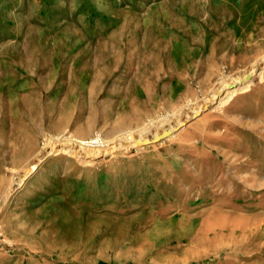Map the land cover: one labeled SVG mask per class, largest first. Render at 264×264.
<instances>
[{
    "label": "rangeland",
    "instance_id": "rangeland-1",
    "mask_svg": "<svg viewBox=\"0 0 264 264\" xmlns=\"http://www.w3.org/2000/svg\"><path fill=\"white\" fill-rule=\"evenodd\" d=\"M244 1L0 0V264H264V15L169 42Z\"/></svg>",
    "mask_w": 264,
    "mask_h": 264
},
{
    "label": "crops",
    "instance_id": "crops-1",
    "mask_svg": "<svg viewBox=\"0 0 264 264\" xmlns=\"http://www.w3.org/2000/svg\"><path fill=\"white\" fill-rule=\"evenodd\" d=\"M238 8H240L237 10L238 14H236V12L233 14V10L227 7L226 10L218 9L216 11H211V16L206 21H201L202 23L195 20L192 25L182 24L178 26L179 28L173 25L175 29H171L170 31L174 32L176 35H172V40L169 42L173 44L177 42V44H179L182 52L181 57L183 56L184 60H186L187 57L192 58L190 56L197 59L204 56H211L213 61L221 57L223 60L224 57L228 55L226 50L229 48L230 42H233L232 48L238 49L241 47L242 39L248 36L252 38L255 34L260 32L259 24L261 17L264 15L261 4H256L253 0H246L240 3ZM212 23H215V25H212ZM209 29L211 35L209 37L206 36L209 41L206 39L202 41L204 36H201V34L204 33V35H206L205 33H208ZM165 32H167V30ZM196 34L198 36H196ZM162 43L164 44L163 41ZM241 56H243V54ZM183 72L184 69L181 72L179 71V76H177L176 80H182L181 73ZM1 221L8 233L6 221L4 219H1Z\"/></svg>",
    "mask_w": 264,
    "mask_h": 264
},
{
    "label": "built area",
    "instance_id": "built-area-1",
    "mask_svg": "<svg viewBox=\"0 0 264 264\" xmlns=\"http://www.w3.org/2000/svg\"><path fill=\"white\" fill-rule=\"evenodd\" d=\"M0 246L9 251L15 246L14 241L6 233L4 224L2 222H0Z\"/></svg>",
    "mask_w": 264,
    "mask_h": 264
},
{
    "label": "water",
    "instance_id": "water-1",
    "mask_svg": "<svg viewBox=\"0 0 264 264\" xmlns=\"http://www.w3.org/2000/svg\"><path fill=\"white\" fill-rule=\"evenodd\" d=\"M202 114V112L198 113L197 115H195L193 118H197ZM172 135V132L168 131L167 133H161V134H157L152 138H146L142 140V145H149V144H153V143H157L160 142L162 140H164L165 138L169 137Z\"/></svg>",
    "mask_w": 264,
    "mask_h": 264
},
{
    "label": "bare ground",
    "instance_id": "bare-ground-1",
    "mask_svg": "<svg viewBox=\"0 0 264 264\" xmlns=\"http://www.w3.org/2000/svg\"><path fill=\"white\" fill-rule=\"evenodd\" d=\"M263 66H264V63H262V65L259 66V68L257 69V71L260 70V69H262ZM248 81H249V78H246V79H244V80H240V81H238V82H235L234 84L230 85V86L227 88V90H231V89H233V88L240 87L241 85L245 84V83L248 82ZM222 94H223V93H221V95H222Z\"/></svg>",
    "mask_w": 264,
    "mask_h": 264
}]
</instances>
